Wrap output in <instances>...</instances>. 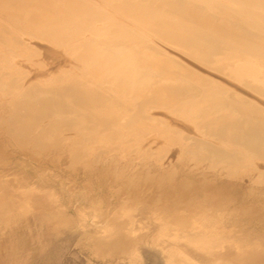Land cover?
<instances>
[{
	"label": "bare ground",
	"instance_id": "1",
	"mask_svg": "<svg viewBox=\"0 0 264 264\" xmlns=\"http://www.w3.org/2000/svg\"><path fill=\"white\" fill-rule=\"evenodd\" d=\"M163 15L171 21L163 29L155 27ZM147 26L153 28L152 37L142 32ZM40 50L45 55L37 59ZM245 58L253 61L248 71L242 65ZM263 62L264 0H0V110L10 104L7 96L14 86L26 90L24 99L14 103L10 118L0 120V126L11 136L8 144L0 141V165L2 161L6 163L0 171H9L8 146L15 145L16 157L34 161L40 151L49 149V136L58 131L60 123H65L82 136L83 144L66 157L57 155L51 160L52 165L77 175L93 173L89 145L104 138L105 147L115 142L122 146L121 154L125 156L124 148L130 143L141 149L152 142V135L129 136L152 122L157 129L160 126L168 130L167 142L177 148L183 159L198 161L215 154L218 165L229 174L258 172L264 179ZM157 107L162 112L155 114ZM53 117V123H45ZM222 142L237 147V152H225L220 147ZM85 162L87 165L83 166ZM175 173L171 170L161 175L158 185L152 184V193L158 196L166 189L179 192ZM213 183L201 185V181L200 187L194 186L195 192H187L184 197L185 204L196 198L197 192L210 197L219 193L216 196L222 195L224 200L226 189L217 192ZM3 185L0 219L7 218L10 211L16 213V220L12 218L15 224L28 216L38 220L39 214L51 210L48 206L53 207L41 204L44 195L37 200L26 195V191L16 192L14 185L12 190ZM55 190L54 184L49 185V191ZM17 197L28 204L32 202V206L36 201L39 206L31 207L30 216L29 210L15 207ZM149 202L158 205V199ZM212 202L215 208L226 203ZM254 206L252 211H261ZM173 215L167 220L170 226L185 230L190 227L192 220L187 215L185 219ZM201 218V222L206 220ZM5 221L0 226L7 225ZM4 227L6 231L8 228ZM205 236L193 235L190 240L210 247ZM255 254L239 257L238 264H264V254Z\"/></svg>",
	"mask_w": 264,
	"mask_h": 264
},
{
	"label": "rangeland",
	"instance_id": "2",
	"mask_svg": "<svg viewBox=\"0 0 264 264\" xmlns=\"http://www.w3.org/2000/svg\"><path fill=\"white\" fill-rule=\"evenodd\" d=\"M78 1L72 0L75 3ZM170 21L169 17L163 15L156 20L155 27L163 29ZM152 29L147 26L142 32L152 37L154 34ZM44 55L45 53L41 50L36 53L37 59L43 58ZM50 62L52 64L53 61L50 60ZM252 64L253 61L249 58L242 61L243 68L247 71ZM25 94L26 90L23 86H14L9 91L7 98L10 104L5 110H0V120L10 118L14 103L19 104ZM160 112H162L160 107L155 108V114ZM148 116L156 120L152 114ZM54 118L45 123H53ZM151 123L138 127L137 131L129 136L152 135L150 136L154 138L152 142L144 144L141 149L136 143H130L124 148L127 151L125 156L121 154L122 146L115 142L105 147L104 138H99L95 145H89L90 159L93 163L87 162L92 165L93 173H83V176L74 174L69 169L57 170L52 165L51 160L57 155L66 157L74 147L80 143L83 144L82 136L77 131L71 130L65 123H60L58 131L49 136L47 139L49 149L40 151L34 161L16 157L15 145L8 146L6 152L9 160L6 168L9 171L7 173L0 171V188L1 185L4 186V183L10 186L11 190L14 189V185L17 188L16 192L26 191V195L37 200L40 196V199L45 196L43 202L40 200L41 204L47 206L53 204V207L48 206L51 207L49 212L46 210L43 215L36 216L38 220L30 219L31 217L28 216L15 224L12 218L16 220V213L13 212L14 215L10 211L7 212V218L0 219V224L5 220V223L8 221L7 225L3 223L0 226V264H238L239 257H253L256 255L255 251L262 256L264 254V179L258 172L243 171L229 174L218 165L219 158L215 154L210 158L202 157L198 161L183 159L177 148L167 142L168 130L161 129L160 126L157 129ZM43 124L40 125L41 128ZM160 138L164 147L160 146L161 142H158ZM0 141L4 144L11 141V136L4 126H0ZM220 147L229 154L238 150L237 147L224 142ZM4 163L2 161L0 169L3 168ZM84 164L87 165L86 162L82 165ZM171 170L176 171L174 183L176 188L180 189L179 192L176 189L173 191L166 189L167 192L164 190L160 192L162 195H154L152 184L156 187L161 175L168 174ZM236 174L238 175L235 176ZM147 179L151 181H146ZM197 180H201L202 184ZM41 181L43 183L45 181V185ZM147 182L150 185H145ZM180 182L181 184H178ZM206 182L219 183L218 185L213 183L214 187H218L217 192L226 189L225 201L222 195L216 196L219 193H214L215 196L210 197L197 192L196 198H193V201L187 200L185 204L184 197L189 192V194L192 191L195 192L194 188ZM51 184L55 185V191H49ZM182 189L184 192L181 191ZM2 196L4 195L1 191L0 198ZM135 196H137L136 199ZM143 196L146 198H142ZM146 199L150 201L158 199V205L153 206L149 200L145 202ZM180 199L185 200L177 205L173 204ZM213 200L226 203L223 207L215 208ZM35 202L32 206V202L28 204L24 198L17 197L15 207L29 210L31 216L35 205L39 206ZM252 205L261 210L258 212L254 210L259 216L252 211ZM247 209L248 212H246ZM161 212H163L162 215ZM168 214L173 217L183 216V219L187 215L186 218L192 220L189 221L191 229L170 226L167 221ZM171 216L170 219L173 218ZM201 217L206 219L203 220L204 223L199 221ZM195 219L196 223H194ZM191 225L195 229L196 227L200 229L195 230ZM3 226L8 229L4 231ZM204 227H207V231ZM198 234L206 235L205 243L210 247H205L203 242L196 243L190 240L191 236ZM214 241L216 245L213 244Z\"/></svg>",
	"mask_w": 264,
	"mask_h": 264
}]
</instances>
